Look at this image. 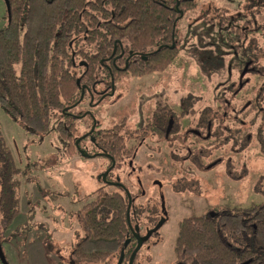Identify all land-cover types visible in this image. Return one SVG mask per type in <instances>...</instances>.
I'll list each match as a JSON object with an SVG mask.
<instances>
[{"label":"rangeland","instance_id":"rangeland-1","mask_svg":"<svg viewBox=\"0 0 264 264\" xmlns=\"http://www.w3.org/2000/svg\"><path fill=\"white\" fill-rule=\"evenodd\" d=\"M195 1L178 20L179 54L171 66L122 78L114 95L93 108L104 129L126 118L124 135L155 110L159 92L166 90L176 111L177 136L160 146L149 136L134 159L135 172L124 165L114 173L132 192L133 203L144 208L143 233L151 218L160 216L161 205L169 215L139 251L138 264H176L183 218L264 200V12L250 0ZM7 15L0 0V29ZM90 104L86 98L77 110ZM56 122L47 134L30 135L0 106V135L22 171L19 213L11 220L0 214L2 249L10 264H70L73 246L85 235L80 208L99 187L117 189L99 179L107 159L70 154ZM91 124L90 117L77 119V137ZM135 144L128 139L129 147ZM82 145L93 150L89 140ZM118 261L114 257L112 264Z\"/></svg>","mask_w":264,"mask_h":264},{"label":"trees","instance_id":"trees-1","mask_svg":"<svg viewBox=\"0 0 264 264\" xmlns=\"http://www.w3.org/2000/svg\"><path fill=\"white\" fill-rule=\"evenodd\" d=\"M178 1L183 14L195 7V0H8V22L0 29V106L30 135L47 134L57 119L56 131L74 154L79 129L67 111L79 101L82 85H109L110 71L118 80L167 70L179 54ZM250 2L264 12V0ZM121 46L132 56L126 70L118 71L116 66L125 65L126 55L121 63L117 58ZM122 130L95 133L116 160L118 152L132 158L142 138L135 136L136 144L129 147L133 136ZM21 173L0 135V214L9 220L19 213ZM91 195L79 210L85 235L73 246L72 261L112 264L124 254L128 264L136 245L131 228L142 227L144 208L132 202L131 227L123 188L102 186ZM174 255L176 264H264V200L183 218Z\"/></svg>","mask_w":264,"mask_h":264},{"label":"flooded vegetation","instance_id":"flooded-vegetation-1","mask_svg":"<svg viewBox=\"0 0 264 264\" xmlns=\"http://www.w3.org/2000/svg\"><path fill=\"white\" fill-rule=\"evenodd\" d=\"M121 49H122L121 54L117 58L120 59L119 62L121 63V60L123 59L122 57L126 55L125 60H124L125 65L124 66H120V65L116 66V69L118 71L126 70V68L128 67L130 58L132 56L130 53L125 52V50L123 49V46H121ZM110 73H111V83L109 85L96 84V85L92 86L91 88L86 85L87 87L85 89L83 97H82V92H81V96H80L79 101L76 104H74V106H72L71 108H68L67 114L71 117H76L77 119L83 118V117H90L91 118L92 124H91L90 130L85 132L84 135H81V137H78V139L80 138V141H79L80 148L83 149L81 147L82 146L81 143L83 144L84 142H86V140H89L93 150L91 152H89L85 149L89 154V156H87V158H91L92 156L95 155L94 157H104L108 161L105 171L100 174V177H99L100 181H102L105 185H108L111 187L122 188L120 185H118V183H122L124 185H125V183L122 182V179H121V176L119 173L114 174L115 170H120V169H122V167L124 165H127L128 168H131L133 170V172H135V168L133 167L134 159H136V157L138 156V151L141 148V146H143L145 144V141L147 140V138L149 136H153L157 140L158 146H160L161 142L167 141V140L169 141L171 137L177 136L176 132H177L178 126H175V123H176V113L175 112L176 111L171 106L170 99L166 98L169 96V94L166 93V90H164L162 94H161V92H159L157 94V97H156L157 103H156L155 110L153 112H151L148 117L146 116V119L143 118V121H142L143 123H141V125L135 129L136 131L131 132V131L127 130V128L125 129L126 130L125 134L127 135V137L133 136V137H130L128 139L134 140L135 136L142 137L139 141L138 146L136 147V149L132 155V158L125 159V157L123 155H121L120 152H118L117 154H118V158L120 160H116L113 157L112 152L110 150H108L106 147H104L102 145V143L97 141V137L95 136V133L97 132V130L103 129L105 131L103 133L108 134L109 130H111L112 128H105L104 129L101 127V124L98 121L97 116L95 115V113L93 111V108L98 106L100 103H102V101L106 97L114 95L116 83L119 80H121L122 78H127V77H132V76H125V77H122V78L116 80L114 78L112 71H110ZM151 74H154V73H151ZM100 85H102V87H100ZM86 98H88L89 102L91 103L90 107H89L90 109L78 110L77 112H73V110L78 109V107L85 101ZM161 98H164V104L161 103V101H160ZM141 117H144V116H141ZM95 122H96V124H95ZM126 122H127V119L124 118L117 125H114V127L116 128L117 126H119L120 128H124V127H126L125 126ZM94 124H95V128L92 129ZM77 151L80 153L78 147H77ZM156 152L158 155L162 154L160 152V148L159 149L156 148ZM106 172H107L106 181H104V175L103 174ZM141 182H142V180L140 178H137V183L139 186H141ZM156 183L158 184L159 187L163 186V184L159 181H156ZM125 186L127 187V185H125ZM142 194L143 195L145 194L144 190H142ZM163 198H164V195H163ZM164 200H165V198H164ZM160 208H161V212L158 214L160 216H158L156 218V221L154 222V224L152 226H148L146 228V230L144 231V233L142 232V229L139 227V234L141 236H144L149 230L153 229L161 219L164 218V219H166L165 223L167 222V220L169 219V215L166 212V204H165V207L164 206L162 207V205H161ZM136 226H138V225H135L133 228L135 229ZM162 226H161V228H162ZM159 230L154 232L151 237L158 234ZM132 235H134V234L132 233ZM134 239H135L136 245H137V238L135 235H134ZM145 243L143 244V246L145 245ZM136 245H135V247H136ZM143 246H142V248H143ZM134 248H133V250H134ZM70 264H74V262L70 261Z\"/></svg>","mask_w":264,"mask_h":264},{"label":"water","instance_id":"water-1","mask_svg":"<svg viewBox=\"0 0 264 264\" xmlns=\"http://www.w3.org/2000/svg\"><path fill=\"white\" fill-rule=\"evenodd\" d=\"M5 2H6V5L8 6V0H5ZM179 4H180V2L178 1L177 4H176V9H177L178 12H180V17H182V16H183V12H182L181 9L179 8ZM175 45H176V44H175V42H174V43L172 44L171 47L174 48ZM115 50H116V48H115ZM77 82H78V85H81L80 79H78ZM113 86H114V85H113ZM86 87H87L86 85H82V97H83V95H84V92H85ZM95 124H96V122H95ZM95 124H94V126H93L92 129L95 128ZM79 141H80V138L76 141V145H77V147H78V149H79L81 155L84 156V157L89 156L88 152H87L85 149H81V148H80ZM94 156H95V155H94ZM94 156H92V157H94ZM103 175H104V181H106V175H107V172L104 173ZM118 185H120V186L125 190V192H126L127 195H128L129 202H128V207H127V216H128L129 224H130V226H131V223H130V210H131V206H132L133 198H132V195H131L129 189H128L124 184H122V183H118ZM165 221H166V219H164V218L161 219V220L157 223V225H156L153 229L149 230L144 236H141V235L139 234V226H136L135 229L131 226V227H132V228H131V229H132V233H133V234L136 236V238H137V245H136V247L134 248V250L132 251V253H131V255H130V258H129V262H128V264H134L135 258H136V256H137L138 252L141 250L143 244H144L145 242H147V241L151 238V236L153 235L154 232H156L157 230H159V229L161 228V226L165 223ZM129 242H130V239H128V240L126 241V245H127ZM0 257H1V259H2V261H3L4 264H10V263L8 262V260L6 259L5 254H4V252H3L2 245H1V241H0ZM123 260H124V254L121 255V257H120V259H119V261H118L117 264H122V263H123Z\"/></svg>","mask_w":264,"mask_h":264},{"label":"built area","instance_id":"built-area-1","mask_svg":"<svg viewBox=\"0 0 264 264\" xmlns=\"http://www.w3.org/2000/svg\"><path fill=\"white\" fill-rule=\"evenodd\" d=\"M0 264H4L3 261H2V259H1V257H0Z\"/></svg>","mask_w":264,"mask_h":264}]
</instances>
